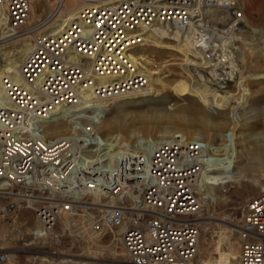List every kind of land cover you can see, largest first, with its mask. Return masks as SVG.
<instances>
[{
    "label": "built area",
    "instance_id": "built-area-1",
    "mask_svg": "<svg viewBox=\"0 0 264 264\" xmlns=\"http://www.w3.org/2000/svg\"><path fill=\"white\" fill-rule=\"evenodd\" d=\"M73 1L70 9L67 0H0L8 29L33 33L18 72L4 78L14 108L0 110V182L26 190L0 192V221L9 220L11 227L9 243L0 246V264H93L49 246L63 221V236L85 225L105 245L102 251L116 259L122 253L119 264H196L207 218L198 180L218 164L208 141L162 143L146 157L127 152L120 138L112 150V140L94 127L69 120L91 113L68 112L62 119L72 131L57 137L46 134L44 122L55 109L110 97L113 91L97 76L124 82L127 55L154 25L192 37L203 62L195 72L201 77L205 69L209 83L224 86L230 79L225 63L235 58L246 27L244 2ZM198 5L218 10L210 16ZM75 8L76 17L69 19ZM35 12L41 15L33 22ZM64 19V30L55 32ZM139 79L145 83L144 76ZM236 207L238 214L234 208L221 221L235 237L238 264H264V190Z\"/></svg>",
    "mask_w": 264,
    "mask_h": 264
},
{
    "label": "rangeland",
    "instance_id": "rangeland-1",
    "mask_svg": "<svg viewBox=\"0 0 264 264\" xmlns=\"http://www.w3.org/2000/svg\"><path fill=\"white\" fill-rule=\"evenodd\" d=\"M243 2L247 22L242 37L247 43L242 44L239 50L240 65L237 63L236 66L238 70L234 71L233 76L223 84L224 86L209 83L205 77V69L200 71L201 77L197 72H193L194 65H191L189 61L188 63L187 60L197 62V57L189 55L190 45L166 38L155 41L149 39L142 49H139L143 54L146 53L148 60V62L138 60V65L142 70L140 72H148L153 75L154 79L162 78L164 84L158 86L154 84L153 87H149L150 81L148 77H145L147 81L143 87L144 90L136 93L129 92L124 95L125 97L118 96L110 102L104 101L108 105L107 110L104 111L103 122L98 125L102 129L94 128L106 139H114L118 143V138H120L122 142L131 144H135L140 136L154 140L179 137L182 134L179 138L194 142L199 140L195 137V132H199L200 140L208 141L212 149L221 148L224 151L225 157L222 162L226 165V170L233 175L230 182L221 185L226 188L224 193L217 196L214 192L215 196L209 197L210 203L204 202L207 217L204 219V224L208 236L201 246V253L197 259L201 260L200 264H215L218 256L223 260L222 264H238L239 251L235 237L227 224L221 221V216L234 208L233 212L236 214L238 204L245 203L248 198L264 190V139L261 136L264 134V76H261L264 74V0H243ZM72 14L76 15L75 9L72 10ZM38 15L34 13L33 22L39 20ZM6 23L4 14L0 18V65L2 67L9 64V57H20L22 48L31 42L32 37V33L27 34L24 31L16 35L12 30L8 32L5 27ZM3 26L5 31L2 29ZM9 35L11 37L5 38ZM158 42L160 44L157 45ZM169 44L174 48H167ZM176 48H184L185 52ZM139 50L132 55L138 56ZM244 54L247 56V62L244 61ZM23 59L24 57L21 62ZM171 59H177L174 61L176 64L170 65L168 60ZM181 78L193 87L188 94L180 95L172 88ZM196 78L215 86L213 87L215 89L208 88ZM148 89L149 95H140ZM155 89L160 90L156 95L153 93ZM224 91H230L228 94L231 100L228 102L221 99ZM62 126V134L70 131L69 124L64 123ZM234 134L238 137L233 142L225 139ZM48 135H51L49 130ZM216 141H219L220 145H212ZM116 143L113 147L117 145ZM203 183L207 184L206 186L209 184L210 188L207 189H212L206 173ZM239 193L245 195L240 202ZM237 216L239 217L240 214ZM27 217L30 218L28 214ZM10 230V221L2 219L0 221V244H5L1 238H8L6 235ZM63 237L68 238L67 235ZM91 242L79 243L73 240L66 243L63 241L62 244H56V247L65 252L77 254L78 257L87 258L93 264H119L116 257L113 258L104 251L98 253L99 248L93 246ZM48 244L53 245L54 241ZM101 259H108V262L100 263ZM197 260L196 264H199Z\"/></svg>",
    "mask_w": 264,
    "mask_h": 264
},
{
    "label": "bare ground",
    "instance_id": "bare-ground-1",
    "mask_svg": "<svg viewBox=\"0 0 264 264\" xmlns=\"http://www.w3.org/2000/svg\"><path fill=\"white\" fill-rule=\"evenodd\" d=\"M74 2L75 1H73V0H67L66 7L67 8L68 7L69 8H72L74 6ZM198 10L200 12H202V14H207V15H210V16H215L214 14H216V11L218 10V7H208V8L203 9L204 11H202L200 5H198ZM75 14H76V8H75ZM38 16H40V14ZM31 17H32V20H33L34 13H32V16ZM74 17H76V15H73L72 14V11H71L69 13V19L70 18H74ZM6 20H7V23H8V17H7V15H6ZM245 20H246L245 22H247L246 15H245ZM7 23L5 24V27H6L7 31L10 32L11 29H8ZM65 23H66V19H64L63 23H60L57 27H55V29H54L55 32H60V31L64 30ZM2 29L5 31L4 26L2 27ZM194 29L197 30V27H194ZM18 33L19 32H15L14 35H16ZM240 36L242 37V35H240ZM8 37H11V36L9 35V36H6L5 38H8ZM165 38L168 39V40L175 41V42H178L179 41V43L181 42V43H185V44L191 46L190 47V50L191 51H190V53L188 51V53L191 56H196L197 57L196 58L197 62L194 61V60H187V62L189 61L191 63V65H194L193 72H195L197 70V69H195V67L197 68L199 65H201L203 63V62L199 63V61L201 60L200 59V55L198 54V52L195 50V48L193 46V39H192V37H190L189 35H183L178 30L169 29V27H166L164 24L154 25L153 27H151L146 32V34L144 36V41L141 42V43H139L138 45H136L137 47L136 46H133L134 47L133 53H129L127 55V59H128V63L129 64L126 65V66L129 67V69H128V74L129 75L125 77L126 80L124 82H120L119 81L117 83V81L115 79L116 77H114V78H105V76H97V80H99V84H104L105 88H107V89L110 87L111 90L113 91V94L110 97L106 98L105 100H101L99 102L89 100L88 103L82 102V104H76V105L68 106L66 108L55 109L54 111H52V112H56L53 115L54 117L52 116L50 119L47 120L48 122H44L45 123L44 126H45L46 131H47L46 134H48V130H49L50 133H51V135H53V137H57L59 135H62V133H61L62 130H63V126L62 125L65 122V121H63L62 118L68 112H70V111H76V114H78V113H91V114H93V115H90V116L89 115H81V117H78L76 115L75 117L78 118V119H69L70 121H73L74 122V125H82V124H85V126L91 125V127H94L96 130L102 129V127H99L98 125L103 122V119L105 117L104 111L107 110L106 107H107L108 104L105 103L104 101L110 102L113 99L117 98L118 96L123 97L125 94H128L129 92L130 93H136V92H140V91L144 90L143 87L146 85V81L147 80H145V83L143 84L142 81H141L142 79H139V76H144L145 75L144 78L145 77H148V80L150 81L149 87H153L154 84H157V86L160 85V84H164L162 78H156V79H154L153 75H151L150 73H148V72H146V73L145 72H140L142 70L139 67L140 65H138V60L139 61H142V62L143 61H147L148 62V60L146 59V55H145L146 53L143 54V52H141L140 50L142 49V47L145 45V43L149 39H152V40L155 41V40H158V39H165ZM240 40H241L240 41L241 44L237 48V54L235 55V58L234 59H231L230 61H226L227 63H225L229 67L228 72H226V75H228L229 78L233 76L234 71H237L238 70V67H236L237 66V63L240 65L238 54H239V50L241 48V45L244 44V43L245 44L247 43L246 41H244L243 37ZM158 44H160V42H158L157 45ZM31 47H32V43L31 42L28 43V44H25L24 47L21 50V56L20 57L19 56L17 58H11V57H9L8 58L9 64L7 66L2 67L0 65V110H2L3 108L6 109V110L7 109L8 110H12L14 108L13 105H12L11 98L9 96V93H7V90L5 88L4 78L6 77V75L8 77H11L12 72H15V73L18 72V67H19V65L21 63V59L23 57L25 58V56L30 51ZM166 47L167 48H171V47L174 48L170 44L167 45ZM176 49L179 50V51L185 52V49L184 48H182V49L176 48ZM136 50H139V51L137 52V55L138 56L135 57L132 54H134V52ZM182 56H185V55H182ZM75 57L78 60L80 58V55H76ZM177 58H179V57H177ZM202 60H204L203 57H202ZM245 60L247 62V56H246V54H244V61ZM168 61L170 62V65H173V64H176L174 61H177V59H171V60H168ZM182 63L185 65L184 62H182ZM148 64H150V63H148ZM132 67H134V68H132ZM130 70H132V71L130 72ZM198 74H199V72H198ZM222 75H224V73ZM261 76H264V74H262ZM197 80L198 81H201V83L207 85L208 88H213L211 85L205 83L204 81L199 80V79H197ZM172 88L175 89L177 91V93H179L180 95L188 94L193 89L192 85L190 83H188L185 79H182V78L179 79L177 82H175V84L172 86ZM213 89H215V88H213ZM216 90L219 91L218 89H216ZM159 91H160L159 89H155L153 93L156 95ZM228 93H230V91H227V92L224 91L223 95L221 96V99L223 101H227L228 102V101L231 100V97H230V95ZM149 94H150V91L148 89L147 91L142 92L140 95L141 96H146V95H149ZM82 95H83V98L84 99L90 98V95H88V94H84L83 93ZM231 96H233V94H231ZM83 101H86V100H83ZM57 113H60V114H57ZM50 123H52V124H50ZM67 124L70 125V131H68V132H71L72 131V124H71V122L70 123H67ZM54 126H56L55 129H52ZM65 133L66 132H64L63 134H65ZM195 133H196L195 137L200 140V133L199 132H195ZM182 135H179V137H182ZM252 136H256V135L255 134L254 135L252 134ZM261 136L264 139V134H262ZM179 137L164 138V139L162 138V139L150 140L148 138H145L143 136H140L137 139V142H136L137 144L136 143L135 144H131L130 142H124V141L122 143H124L126 145L125 147L127 149V152H131V151L132 152H142L143 151L144 154H145V156L148 157V155L146 154L147 151L148 150L151 151L153 147L158 146L159 144L167 143V142L169 143V142H174V141L181 142V143L187 142L186 141V138H184V139L182 138L181 139ZM237 137L238 136L236 134H234V135H231L230 137H227L225 139L228 142H233ZM110 140H112V142L110 144L111 147H112V146H114V143H116V141L114 139H110ZM253 141H255V140H253ZM116 144L117 145L115 147H113L114 149L112 148V150H115V148L118 147V143H116ZM210 149H211V151L213 153H215L216 155H218V157L215 158V161L218 164L216 165V167H210L209 169H204V171L200 175V179L198 180V187H197V191L200 193L201 197L204 198V202L205 203L208 202V204L210 203L209 197L212 196V195H214L215 194L214 192H216L215 195L219 196V195H221L222 193H224L226 191V188L221 187V185L225 184V182L226 183L227 182H230L231 181V177L233 175V173H231L230 171L226 170V167H225L226 165H224V163L222 162L223 159H224V157H225L224 151L221 150V148L212 149L211 146H210ZM113 152L115 154L116 151H113ZM263 163H264V160H263ZM236 172H234V173L236 174ZM205 173L207 174V177H208V179L211 182V185H210L211 188H212L211 190L210 189H207L209 187V184H208V186H206L207 184L205 185L203 183L204 182V174ZM8 185L9 184L7 182L1 181L0 182V192L3 193V194H5V193L6 194H10V193H22V192H24L26 190L24 188L23 189H21V188H12V187H9ZM203 189H204V191H203ZM207 190H209V191H207ZM206 195H208V196H206ZM243 198H245V195L239 193V202ZM22 216L25 217V218H28L27 217V213H25V212L22 213ZM65 225H67V221H63L61 223V227L59 229V233L57 234V237L53 238V240L55 241L54 242L55 244H53L54 245L53 247L60 254H62V253L71 254V252H65L62 249H58V247H56V244L57 245L58 244H62L63 241L66 242V243L68 241H73V240L74 241H77L79 243H89L90 241H92L91 244H93V246L95 245L97 248H99L98 249V253L102 252V250L105 249V245L99 240V238H96L95 234L93 232H91L90 229H88L87 226H85V225H80L76 230L68 229V238H64L63 237V234L65 233V228H66ZM204 229H205V224L202 225V235H201V240H200L199 250H198V254H197L196 260L200 256L199 253H201L200 252L201 246H202L204 240L208 236L207 229H205V230ZM0 235H1V233H0ZM1 239H3L5 241L4 242L5 244H8L9 243L8 242V238L2 237ZM1 245L2 244H0V246ZM74 255L75 256H79L77 254H74ZM116 255H117V257H118L117 259L119 261H121V262L124 261L123 255H122L121 252L117 251ZM213 257H214V255H213ZM99 261H101L100 263H104V262H102V260H99ZM114 262H115V260H114ZM222 262H223V260L221 258H219V256H218V261L215 264H222ZM197 263L200 264L201 263V260L200 261L197 260ZM7 264H17V263H15L13 260H11ZM19 264H20V262H19ZM21 264H25V261L21 262Z\"/></svg>",
    "mask_w": 264,
    "mask_h": 264
}]
</instances>
